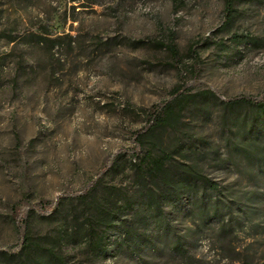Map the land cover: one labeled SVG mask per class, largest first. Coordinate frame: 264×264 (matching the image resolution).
Wrapping results in <instances>:
<instances>
[{"label": "rangeland", "instance_id": "obj_1", "mask_svg": "<svg viewBox=\"0 0 264 264\" xmlns=\"http://www.w3.org/2000/svg\"><path fill=\"white\" fill-rule=\"evenodd\" d=\"M225 1L0 0V256L19 252L26 224L35 238L54 235L46 218L59 199L101 177L104 187L128 185L130 178L101 173L113 160L127 165L130 158L117 154L179 87L195 95L164 145L177 150L174 164H183V152L216 186L195 204L164 208L169 227L151 220L146 232L163 245L180 239L186 256L168 246L130 255L114 246L113 229L98 256H85L81 242L66 246L65 257L69 264H264V168L234 152L240 126L229 119L237 115L219 103L262 98L264 0H235L229 14ZM37 35L59 38L57 46L37 44ZM205 91L216 98L202 99ZM251 149L259 156L263 145ZM215 198L230 208L213 216Z\"/></svg>", "mask_w": 264, "mask_h": 264}, {"label": "trees", "instance_id": "obj_2", "mask_svg": "<svg viewBox=\"0 0 264 264\" xmlns=\"http://www.w3.org/2000/svg\"><path fill=\"white\" fill-rule=\"evenodd\" d=\"M234 2L225 1L226 13L232 11ZM35 38L37 44L49 43L51 48L57 46L59 40L43 35ZM164 47L170 54L176 55L174 45L169 43ZM194 95L188 89H173L165 103L149 112L144 127L133 132V146L117 154L116 157L130 158L127 165L117 166L113 160L101 173L111 177L123 175L127 180L130 178V192L129 184L123 188L114 185L104 187L101 177L88 184L79 194L59 199L57 207L46 218L55 223L56 233L35 238L29 234L26 224L19 252L0 256V264H69L64 249L68 245L75 248L81 242L86 246L85 256H98L103 249L106 234L113 229L118 231V240L114 246L130 255H158L162 246H168L175 256H186L187 250L180 239H173L163 245L159 240L151 239L146 231L151 220L169 227L164 208L175 210L178 205L173 204L182 199L193 200L195 204L209 198V194L215 190V183L204 177L196 164L189 165L183 152L179 156L183 164H174L177 150L164 145V134L173 133L180 127L179 115ZM198 95L207 100L216 98L209 91ZM219 103L225 113L237 115L229 119V125L240 126L238 143L233 146L234 152H241L246 156L245 159L254 160L264 168V93L260 100L241 96ZM258 142L261 147L263 145V150L256 156L257 152L251 147ZM179 149H183L182 146ZM199 191L202 196L197 197ZM212 203L215 207L213 216H216L219 207L230 208L217 198Z\"/></svg>", "mask_w": 264, "mask_h": 264}]
</instances>
